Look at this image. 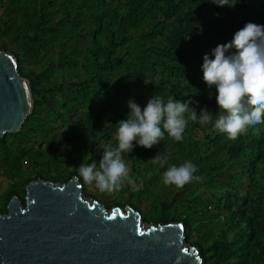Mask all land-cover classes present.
<instances>
[{"label": "trees", "instance_id": "16d2710c", "mask_svg": "<svg viewBox=\"0 0 264 264\" xmlns=\"http://www.w3.org/2000/svg\"><path fill=\"white\" fill-rule=\"evenodd\" d=\"M229 2L0 0V49L15 54L33 97L21 130L0 138V213L37 177L67 182L82 162L98 165L104 146L117 143L129 100L143 109L153 95H171L215 119L204 55L214 59L212 50L246 23L264 25V0ZM133 144L123 153L133 183L109 192L108 208L129 205L144 209L147 222H182L203 264H264V124L231 140L189 121L181 141L165 133L150 149ZM157 154L166 162L153 163ZM185 161L201 179L165 185L164 171ZM78 178L83 192L97 189Z\"/></svg>", "mask_w": 264, "mask_h": 264}, {"label": "water", "instance_id": "95a60500", "mask_svg": "<svg viewBox=\"0 0 264 264\" xmlns=\"http://www.w3.org/2000/svg\"><path fill=\"white\" fill-rule=\"evenodd\" d=\"M33 109L30 81L14 53L0 49V138ZM0 213V264H203L179 221L147 222L129 205L86 196L78 177H37Z\"/></svg>", "mask_w": 264, "mask_h": 264}, {"label": "clouds", "instance_id": "9594fccd", "mask_svg": "<svg viewBox=\"0 0 264 264\" xmlns=\"http://www.w3.org/2000/svg\"><path fill=\"white\" fill-rule=\"evenodd\" d=\"M210 2L221 7L233 6L229 0ZM231 49L235 52H230ZM212 56L214 59L204 55L202 71L208 88L216 90L218 111L215 119L206 107L201 108L198 115L189 106L192 101L182 102L171 95L165 99L155 94L143 109L134 100H129L127 118L116 123V145L104 146L98 165L95 161L90 164L82 162L77 168L78 177L88 185L94 184L101 192L117 191L125 181L133 183L131 169L123 159V153L133 150L134 141L146 149L160 143L165 133L181 141L189 121L212 124L214 131L226 134L231 140L246 133L250 127L264 124V25L246 23L230 42L217 45ZM144 82L151 83L146 79ZM151 160L163 164L166 157L157 154ZM196 171L197 166L191 161L179 166L171 165L164 171L162 181L165 185L183 187L201 179L194 175Z\"/></svg>", "mask_w": 264, "mask_h": 264}, {"label": "rangeland", "instance_id": "374dc122", "mask_svg": "<svg viewBox=\"0 0 264 264\" xmlns=\"http://www.w3.org/2000/svg\"><path fill=\"white\" fill-rule=\"evenodd\" d=\"M150 175H152V172H149L147 177H149ZM156 184L154 185V188H158L161 183L158 182ZM84 193L86 196H90V197L95 198L101 204H104V205L109 204V201H110V199H109L110 193L109 192H101L98 189L92 190V189L88 188L84 191ZM141 210H142V212H140V213L147 218L146 211L142 208H141Z\"/></svg>", "mask_w": 264, "mask_h": 264}]
</instances>
